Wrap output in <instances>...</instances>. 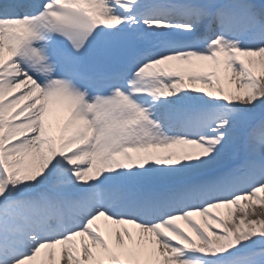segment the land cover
Listing matches in <instances>:
<instances>
[{
    "label": "snow or ice",
    "instance_id": "snow-or-ice-1",
    "mask_svg": "<svg viewBox=\"0 0 264 264\" xmlns=\"http://www.w3.org/2000/svg\"><path fill=\"white\" fill-rule=\"evenodd\" d=\"M0 264H264V0H0Z\"/></svg>",
    "mask_w": 264,
    "mask_h": 264
},
{
    "label": "bare ground",
    "instance_id": "bare-ground-1",
    "mask_svg": "<svg viewBox=\"0 0 264 264\" xmlns=\"http://www.w3.org/2000/svg\"><path fill=\"white\" fill-rule=\"evenodd\" d=\"M221 211H225V212H226V210H223V209H222ZM249 211H250V210H249ZM237 214L239 215V213H237Z\"/></svg>",
    "mask_w": 264,
    "mask_h": 264
}]
</instances>
